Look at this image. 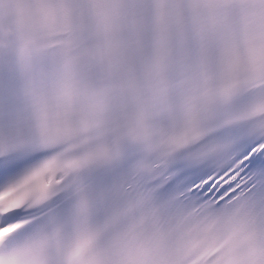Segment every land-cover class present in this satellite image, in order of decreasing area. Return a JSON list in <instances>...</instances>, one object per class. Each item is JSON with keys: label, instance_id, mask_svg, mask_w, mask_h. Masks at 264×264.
I'll use <instances>...</instances> for the list:
<instances>
[{"label": "snow or ice", "instance_id": "6c2138e0", "mask_svg": "<svg viewBox=\"0 0 264 264\" xmlns=\"http://www.w3.org/2000/svg\"><path fill=\"white\" fill-rule=\"evenodd\" d=\"M0 264H264V0H0Z\"/></svg>", "mask_w": 264, "mask_h": 264}, {"label": "clouds", "instance_id": "9594fccd", "mask_svg": "<svg viewBox=\"0 0 264 264\" xmlns=\"http://www.w3.org/2000/svg\"><path fill=\"white\" fill-rule=\"evenodd\" d=\"M28 54V49H27V45L21 50V55L25 56Z\"/></svg>", "mask_w": 264, "mask_h": 264}]
</instances>
